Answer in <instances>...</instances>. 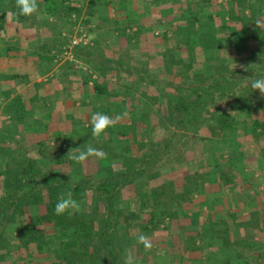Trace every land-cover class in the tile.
Masks as SVG:
<instances>
[{
  "label": "rangeland",
  "instance_id": "obj_1",
  "mask_svg": "<svg viewBox=\"0 0 264 264\" xmlns=\"http://www.w3.org/2000/svg\"><path fill=\"white\" fill-rule=\"evenodd\" d=\"M230 1L235 7L236 4L233 0H160L155 2L152 0H67L66 5H73L76 10L68 15L65 12V5L63 6L59 3V9L56 12L58 15H53L48 13L43 3L38 0L39 10L32 15L36 25L32 33L29 32V36L43 37L45 42L53 37L57 39L54 42V48L49 53L53 56V59L48 61L53 62L58 70L64 71L65 75L72 77L71 81L66 84L69 90H72L77 84H81L80 87L83 88V91L87 89L91 91L90 88H93V82L101 83L102 80L108 82L111 89L119 88V82L112 72L108 73L107 70H99V66H97L98 59L112 62L118 60L121 64L126 61L131 49L140 51L143 40L148 42V40L154 41V39L158 38L161 41L160 46L165 47L162 51L164 60H171L169 63L166 62L164 64L165 71L169 76L168 82L165 81V85L171 84L173 86V92L171 91L167 95L169 94V98L174 100V104H179L180 106L182 103L192 104L196 100L197 95L190 86L195 85L200 91L211 92L217 83L224 81L221 78L222 75L231 76L230 78L234 77V80H236L235 84L240 85L234 91L235 97L221 100L215 99L217 108L221 110L229 109V112L236 119L238 128L236 137L240 142L238 150H236V138H230V132H227V139L230 138L229 140H222L221 142L214 140L212 142L209 139L211 136L219 139L222 135L220 131L218 135L214 136L208 130L207 123L210 122H208L209 118L212 117L211 119H213V114L206 110L207 107L203 109L206 111L201 116L202 118L198 116L195 117L194 121H182L179 116L173 115L172 112L169 113V108L171 107H168L167 104L165 105V102H159V99H156L158 112L156 114L153 113V116L147 114L156 122L154 123L156 127L153 130H147L146 133L143 132L142 135L139 134V136L140 140L145 143L143 149L146 148L147 144L150 146L158 141L163 142V147L161 154L157 155L158 159L146 166L150 173L138 178L134 184L138 188L141 184L155 187L161 182L170 180L172 174L178 173V177L175 178L178 182V188L187 189L191 198L189 197L190 201L184 204L187 208H178L172 218H166L163 221L161 224L162 229L156 231H147V229L133 230L128 235V229L125 230L122 225L117 239V250L118 253H121L122 264H124V257L129 251L133 254L136 264H164V258L169 264H171V260L175 261L174 264H179L183 258H180L179 255L185 250L186 244L190 242L187 238L190 235L186 231L206 232V228L208 229V227H205L206 220L209 218L211 207L214 206L215 213L219 214L222 212V219L220 221L217 220V224H211L210 228L211 231L218 232V236L222 237L219 232L225 233L227 239L234 241L235 232L240 234L244 229L246 234L264 236V206H262L264 202L261 203V201H264L261 200V198H264V178L255 176L254 173L250 172L264 170V154L262 153L264 137L257 136L253 132L252 127L254 118L264 119V98L261 97L259 91H254L251 88L252 77L249 75L251 72L255 74L261 70L259 68L263 67L264 46L260 40L252 42L250 39L248 42L239 43L238 36L235 33L236 26L231 31L221 28L222 13L227 14L226 12L231 6V4L229 6ZM248 12L249 10L247 14ZM223 18L229 20L227 15L223 16ZM148 20L152 24L148 25V29L152 33L150 37L152 38L142 39L140 35H132L133 32H138L136 31L137 29L143 30L141 26ZM5 22V19L2 20L3 26ZM257 22H259L258 27L263 28L264 15L253 20V25L251 26L253 29L257 28ZM64 23L67 25H64ZM41 24L47 25L46 28L42 27L39 29ZM10 26L14 28L15 25L12 24ZM10 31L12 32L13 30L10 29ZM60 31H62L61 38L58 37ZM164 33H167L168 37L163 38ZM128 35L132 36V38ZM216 38L219 41H216ZM74 41H77V43ZM185 43H188L189 47L191 46L192 54L187 50ZM172 45L175 48H172ZM203 46H205V49ZM80 48H83V51H80ZM110 50L119 52L118 57L115 58L113 56L115 59L108 58ZM51 63H49L50 66ZM106 68L108 69V67ZM86 81H90V83L85 85L84 82ZM173 108H175V105ZM137 113L135 114L137 115ZM142 114L146 115V113L139 112L137 116ZM206 117L208 118L207 121H205ZM80 127L83 128L80 132L83 133L82 139H80L81 137L77 140L73 138V141H71V138L66 144L65 141H63V144L53 140L49 144L51 155L67 153L70 149L75 151L77 147L83 150L86 145L91 143L93 147L101 149L108 154L107 159L103 160L105 165L114 166L113 171H117L118 165H112V162L118 164L119 161H112L111 158L116 157L115 153L118 154L120 153L118 151L122 150L124 145L121 144L126 142L123 139L124 137L118 138L117 143L119 145H114L115 147L112 142L110 143V150L113 152L109 153V145H103V142H105V139L102 140L103 136L99 139L91 136L90 121H84L83 126H79L77 130ZM232 134L235 133L232 132L230 135ZM125 137L128 138V136ZM11 147L17 149L16 146L7 147L6 150H3L4 158L9 157L8 159L12 160L11 163L15 166L16 171L23 166L17 162V160L23 158V155L20 151L9 153L8 150ZM1 150L2 148H0ZM25 152L26 156L38 155L37 150L32 151L34 154L32 153L31 155L27 150ZM122 152L125 151L122 150ZM214 153L218 155L217 159L210 160L209 156ZM39 160L38 165L41 163L52 164L49 159L39 158ZM98 161L97 158L90 157L82 165L75 164V171L84 175H94L99 168ZM105 165L101 171H107L109 166ZM233 165L235 166L233 167ZM241 165H245L246 168L250 169L249 176L251 175V178H254L252 180L256 181V183L260 182V184L254 186V188H247L245 191L248 192L241 193L237 200L242 204H244L243 202L247 203L246 201L256 203L259 213L252 211L249 216L247 215L249 211L241 206L244 212H248L245 214L236 210L238 215H240L238 216L240 218L237 219L240 223L238 224L232 216L230 217L229 215L227 217L226 212L228 213L229 210L222 208V201H230L228 187L232 186V183H224L222 179L224 173H221L222 171L219 172V169L223 168V171L230 170V173L233 169H236L237 172L241 170ZM42 166V168H46L45 165ZM15 171L12 173H15ZM185 175H195L200 181L199 187L194 189V187L190 188V186H187L184 180ZM205 175H212V178H210L212 183L209 181L208 176ZM214 175L217 178L216 176L213 177ZM157 176L158 179H156ZM92 178L95 179L96 176L94 175ZM4 180L3 177L0 178V206L3 205L5 196L3 190L5 187V184H3ZM206 180L209 181L208 185L204 184ZM121 194L124 201V199L134 197L136 191H133L132 187H125L124 190L122 189ZM141 195L142 193L140 192L138 195L139 199ZM231 199L234 200V196ZM201 207H204V210L199 211ZM99 209L100 207L92 202L90 203L89 214L93 218L98 219ZM190 210L191 212L196 210V214H198L194 224H189V218H185L186 215L187 217L189 216L188 211L190 212ZM200 212H203L202 215ZM148 216L146 213L143 215L144 218ZM247 218L250 221L247 222ZM230 219H235L234 223ZM252 228H255V230ZM141 234L149 238L152 245L150 249H146L143 244L138 243V237ZM201 236L200 234L196 237L201 239L199 244L203 245ZM247 242L239 243L240 249L238 250L240 253L238 257L230 256L232 254L231 247L226 248L228 253L226 252L224 256L227 255L229 257L227 260L231 264H241V262L242 264H264V244L263 246L252 248V240H247ZM218 243L221 244L222 242L219 240ZM224 243L228 244V241H223V245ZM13 252L14 258L19 262L18 264H51L49 261L45 262V260L37 259L41 258V255L36 254L35 257L27 256L24 248L15 249ZM166 252L171 255L175 254L176 257H167ZM183 260L185 259L183 258ZM9 262L11 260L1 264H8ZM222 262L221 260L217 264H223ZM85 264L88 263L86 262ZM189 264L202 263L190 259Z\"/></svg>",
  "mask_w": 264,
  "mask_h": 264
},
{
  "label": "trees",
  "instance_id": "obj_2",
  "mask_svg": "<svg viewBox=\"0 0 264 264\" xmlns=\"http://www.w3.org/2000/svg\"><path fill=\"white\" fill-rule=\"evenodd\" d=\"M40 1L46 11L53 15H58L56 12H58L59 3L65 5V12L68 15L76 10L73 5H66L67 0ZM233 2L236 4L235 7L230 1L229 6L230 4L231 6L227 14L222 13V17L219 15L223 19L221 28L231 31L236 26L235 33L239 43L248 42L250 39L252 42L260 40L264 46V27L256 29L251 27L254 19L264 15V0H233ZM18 13L16 0H0V27H3L2 20H7L6 14L12 21L23 26L36 25L33 16H22ZM225 15L229 17V20L223 18ZM64 25L67 24L64 23ZM46 26L41 24L39 29ZM61 32H59V38H61ZM56 40L53 37L40 46L44 53H40L43 59H53L49 53L54 48ZM215 40L219 41L217 38ZM80 49L83 51V48ZM259 69L261 70L255 74L252 72L249 74L252 80L264 77V65ZM230 77L222 75L221 78L224 81L217 83L211 92L200 91L195 85L190 86L197 95L192 104L182 103L181 106L174 104V100L165 93L166 104L171 107L169 113L179 116L182 121H194L195 117L203 116L205 111L215 103V99L236 96L234 91L240 85H236L234 77ZM84 83L88 85L90 81ZM93 90L99 95L105 93L101 83L97 81L93 82ZM174 105L175 108L172 109ZM205 107L207 109L203 110ZM147 117V114H142L141 118H138L139 122L145 125ZM211 118L208 120L206 117L205 121H210L207 123V128L214 136L218 135V131L236 133L238 130L236 119L229 109L217 111L213 114V119ZM252 127L257 136L264 137V119L254 118ZM131 134L122 132V136H128L127 139L131 141L132 149L130 148L129 151L132 154L115 153L114 158L119 159V163L111 162L112 165H118L117 171H113L114 166L105 165L103 160L98 161L99 168L94 173L95 179L92 178L93 174L84 175L76 172V163L69 159V156L67 158L68 152L51 155L49 145L43 141L35 145L38 155L31 157L26 156V152L21 153L23 158L17 162L23 166L18 167L16 171L11 163L12 160H9V157L4 158L3 150L6 149H2L0 178L5 179L3 182L5 196L3 205L0 206V214H2L0 215V264L8 260H11L8 264H18L13 252L18 248H24L29 257L41 255V258L37 259L49 261L51 264H85L86 262L88 264H122L121 253L117 250V239L122 225L125 230L128 229V235L133 230L139 229L156 231L162 229L163 221L173 217L178 208H184L185 202L190 201V192L178 190L177 181L170 179L155 187L141 184L138 188L134 184L138 178L150 173L146 166L158 159L157 155L161 154L163 142H154L150 146L147 144L143 149L145 143L143 141L135 143ZM114 138L110 135L109 139L114 142ZM110 148L108 146L109 153L113 152ZM262 153L264 154V149ZM39 158L49 159L52 164L41 163L46 166L42 168L41 164L38 165ZM104 165L109 166L107 171H101ZM13 171L15 173H12ZM222 173H224L222 176L224 183H231L233 178L229 172ZM184 180L190 188L197 189L200 185L196 176L185 175ZM125 187H132L136 194L123 201L121 193ZM69 190L73 192L74 199L81 202L82 211L55 215L54 206L58 196ZM140 192L142 195L139 199ZM92 202L100 207L98 219L89 214ZM145 213L149 215L147 218L143 217ZM222 261L223 264H231L228 260Z\"/></svg>",
  "mask_w": 264,
  "mask_h": 264
},
{
  "label": "crops",
  "instance_id": "obj_3",
  "mask_svg": "<svg viewBox=\"0 0 264 264\" xmlns=\"http://www.w3.org/2000/svg\"><path fill=\"white\" fill-rule=\"evenodd\" d=\"M12 24L15 25L14 28L10 26ZM148 25H152L150 20L142 24L141 28L143 30L137 29L136 31L138 32H133L132 35H140L142 39L152 38L150 37L152 33L148 29ZM10 29L13 31L11 32ZM34 29L35 27L23 26L18 22L12 21L10 18L6 20L3 27H0V148L6 149L9 146H16L17 149L11 147L8 152L16 153L20 151L23 153L27 150L31 155L32 153L34 154L32 151H35V145L39 141L46 142L49 145L53 140L63 144V141H65L66 144L71 138V141H73V138L77 140L81 137L80 139H82L83 133L80 132L83 128L80 127L78 130L77 128L81 125L83 126L84 121H90L91 116L97 112L104 113L113 118L121 116V119L116 121L114 126L110 127L102 135L103 137H101L103 138L102 140L105 139L103 145L109 146L111 145L110 135L115 137V141L112 142L113 146L119 145L117 138L124 137L123 139L126 142L121 145H124L122 150L127 153H129L127 149L131 148L130 146L132 144L127 137L122 136V132L132 133L134 142L137 143L141 141L139 134L142 135L147 130L155 129L156 124L154 125V123L156 122L152 120L150 115L153 116V113L156 114L158 112L156 99H159V102H165L164 104L166 105L164 94L173 92V86L171 84L165 85V81L168 82L169 76L165 71L164 64L166 62L169 63L171 60H164V53L162 51L165 47L160 46V38L154 39V41L148 40V42L143 40L141 43L142 46L139 49L140 51L131 49L130 55L126 54L127 59L121 64L118 60L112 62L110 60L100 61L98 59L97 66H99V70H107L108 73L112 72L119 82V88L111 89L109 88L108 82L102 80L101 86L105 93L99 95L92 87L90 88L91 91L88 89H84L85 91H83V88L80 87L81 84H77L72 90L67 88L66 84L68 81H71L72 77L70 78V76L65 75L64 71L55 68L53 62L51 63L48 59H43L40 56V53H43L40 46L45 44V39L43 37H30L29 32L32 33ZM130 37L132 38V36ZM166 37L168 35L164 33L163 38ZM185 44L188 48L187 50L192 54L191 46L189 47L188 43ZM171 47L175 48L173 45ZM203 47L205 49V46ZM113 51L110 50L108 52V58L113 59L114 57H118L119 52ZM48 62L51 63V66ZM216 106V103L211 105L208 112L210 111L211 114H214L217 111H223ZM137 112L150 114L146 119L145 125L139 122L141 116H137ZM134 114L135 116H133ZM218 132L220 133V131ZM230 134V138H236V150H238L240 142L237 140L236 133ZM221 135L222 137L219 139L213 136L209 137V139L212 142L214 140L221 142L222 140L230 139H227V131L221 132ZM122 150L118 152H122ZM34 156L35 154L31 155V157ZM217 156L216 153L211 154L209 159L216 160ZM98 160L100 161L101 159ZM114 160L119 161V159L115 158L112 161ZM222 169H219V172H223ZM249 170L245 165L241 167L240 171L236 172V169H233L232 174L230 170H227L231 178H233L231 181L232 186L228 187L230 201L224 200L221 205L225 210H229L227 213L223 209L227 217L229 215L230 217L232 216L238 224L240 223L237 219L240 218L238 217L240 215H238L236 210L245 214L249 211L247 215L249 213L252 214V211L259 213L256 203L246 201L247 203L243 202L244 204H242L237 200L241 193L248 192L245 191L247 188H254V186L260 184V182L256 183V181L252 180L254 178H251V175L249 176ZM250 172L254 173L255 176H262L264 178V170ZM177 175L179 174H172L170 179L177 181L175 179L178 177ZM238 175L240 176L237 177ZM208 178L211 182L210 178H212V175L208 176ZM156 179H158V176ZM209 181L206 180L204 184L206 183L208 185ZM178 190L188 191L185 188H178ZM233 196L234 200L231 199ZM261 200H264V198H261ZM167 206L170 207V205ZM241 206L248 211L244 212ZM262 206H264V203ZM170 208L176 209L173 206ZM184 208H187V206H184ZM214 208L215 206L211 207L209 218L206 220L205 227H208V229L206 228V232L203 233L196 230L186 231L190 235L188 237L186 236L190 242L184 247L185 252L183 251L179 255L180 258L183 257L185 259L183 260L182 258L179 264H189L190 259H194V261L196 260V262H201L202 264H217L221 260H227L229 258L227 255L224 256L227 252V247H231L232 254L230 256L238 257L240 244L250 239L252 240V248L263 246L264 236L262 237L259 234H246L245 229L240 234H236L235 232L234 241L227 239L225 233L222 234L219 232L222 236L220 237L218 236V232L211 231V224H217L222 219V212L217 214ZM202 209L204 210V207L199 208V211ZM202 213L200 212L201 215ZM188 215V217L187 215L185 217L187 219L189 218L188 223L194 224L196 222V215H198L196 214V210H192V212L191 210L190 212L188 211ZM235 219H230V221L234 223ZM248 221H250L249 218H247ZM200 234L202 235L200 238L203 239V245L199 244V240L201 241V239L197 238ZM219 240L222 242L221 244L218 243ZM226 240L228 244L224 243L223 245V241L225 242ZM195 241L197 242L195 243ZM165 254L170 258L176 257L175 254L171 255L167 252ZM164 260V264H167L166 258ZM174 262V260H171V264H174Z\"/></svg>",
  "mask_w": 264,
  "mask_h": 264
},
{
  "label": "clouds",
  "instance_id": "obj_4",
  "mask_svg": "<svg viewBox=\"0 0 264 264\" xmlns=\"http://www.w3.org/2000/svg\"><path fill=\"white\" fill-rule=\"evenodd\" d=\"M16 7L19 9L18 15L32 16L39 10L38 0H16ZM6 19L8 15L6 14ZM256 26H259L257 22ZM247 70V69H246ZM251 88L254 91H259L261 97L264 98V77L254 79L251 81ZM121 116L115 118L110 117L104 113L97 112L91 116V136L95 139H99L110 127H113L115 122L120 120ZM69 159L78 165L84 164L90 157L97 159H107L108 154L101 149H97L92 146L91 143L86 145L83 150L79 147L75 151L72 149L67 153ZM82 211L81 202H78L73 197L72 191L63 192L58 196L57 202L54 206V213L57 216L64 215L65 213L71 214V212ZM138 243L143 244L146 249L152 247L149 238L143 234L139 235ZM124 264H136V260L133 254L129 251L124 257Z\"/></svg>",
  "mask_w": 264,
  "mask_h": 264
},
{
  "label": "built area",
  "instance_id": "obj_5",
  "mask_svg": "<svg viewBox=\"0 0 264 264\" xmlns=\"http://www.w3.org/2000/svg\"><path fill=\"white\" fill-rule=\"evenodd\" d=\"M75 43H77V41H74Z\"/></svg>",
  "mask_w": 264,
  "mask_h": 264
}]
</instances>
